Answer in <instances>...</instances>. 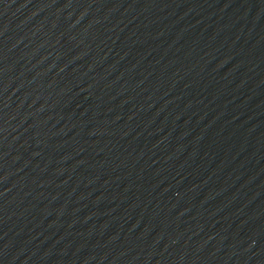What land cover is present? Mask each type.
I'll use <instances>...</instances> for the list:
<instances>
[{
    "label": "water",
    "instance_id": "1",
    "mask_svg": "<svg viewBox=\"0 0 264 264\" xmlns=\"http://www.w3.org/2000/svg\"><path fill=\"white\" fill-rule=\"evenodd\" d=\"M0 264H264V0H0Z\"/></svg>",
    "mask_w": 264,
    "mask_h": 264
}]
</instances>
